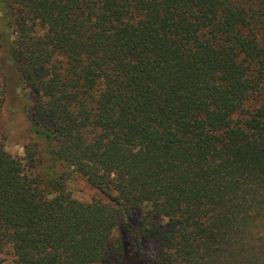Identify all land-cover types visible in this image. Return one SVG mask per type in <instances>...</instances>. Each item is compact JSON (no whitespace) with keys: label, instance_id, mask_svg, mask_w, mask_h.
<instances>
[{"label":"trees","instance_id":"1","mask_svg":"<svg viewBox=\"0 0 264 264\" xmlns=\"http://www.w3.org/2000/svg\"><path fill=\"white\" fill-rule=\"evenodd\" d=\"M0 14V51L36 95L25 157L0 143V264H137L120 227L156 239L160 263L264 264V0ZM77 178L105 199L75 198Z\"/></svg>","mask_w":264,"mask_h":264},{"label":"rangeland","instance_id":"2","mask_svg":"<svg viewBox=\"0 0 264 264\" xmlns=\"http://www.w3.org/2000/svg\"><path fill=\"white\" fill-rule=\"evenodd\" d=\"M12 25L14 26L11 33L13 39H15L17 36L15 15L12 16ZM3 28L4 24L0 14V31ZM2 67L4 74L0 72V85L2 81L1 88L4 96L0 108V143L4 144L5 149L13 156L24 158L26 146L32 143L29 116L30 111L33 109V103L36 101V95L32 88L20 81L13 65L9 62L8 48L5 45L0 51V69ZM5 78H7V84H5ZM69 187L73 196L80 201L91 202L105 199L99 191L90 187L84 179H75L69 183ZM133 223L135 227L140 225V215L135 216ZM119 233L123 234L126 245L125 255H127V258L125 257L124 260L134 257L137 264L160 263L162 246L156 239L144 240L138 246L134 233L127 232L124 227H120ZM1 257L8 260L12 259L11 254L8 253L2 254ZM120 261H122L121 257H112L105 264H120ZM160 264L176 263L161 262Z\"/></svg>","mask_w":264,"mask_h":264}]
</instances>
